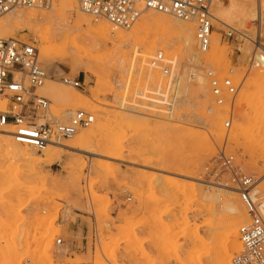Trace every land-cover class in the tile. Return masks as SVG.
<instances>
[{
  "label": "rangeland",
  "instance_id": "rangeland-1",
  "mask_svg": "<svg viewBox=\"0 0 264 264\" xmlns=\"http://www.w3.org/2000/svg\"><path fill=\"white\" fill-rule=\"evenodd\" d=\"M70 2L73 16L79 15ZM211 5L212 16L215 10L223 22L213 17L212 36H219L221 51L197 66L188 63L174 33L149 32L144 42L82 49L79 33L48 22L11 32L37 50L34 36L40 34L64 47L56 61L39 63L48 80L57 81L58 92L85 98L86 104L69 108L46 97L58 123L78 110L95 121L76 133L85 137L82 146L59 149L52 162L23 164L0 149V264H213L228 224L219 208L238 200L230 187L255 183L264 192V119L256 111L263 98L251 88L264 52V0ZM159 39V46L150 45ZM61 76L80 78L83 90L63 85ZM214 78L229 79L235 89L233 95L223 90L222 105L211 91ZM2 99L0 111L8 104ZM74 139L59 143L69 147ZM215 184L228 186L220 189L225 199L205 201ZM241 216L239 222L243 208ZM78 221L87 222V253L61 259L56 241L65 244ZM129 254L145 260H119Z\"/></svg>",
  "mask_w": 264,
  "mask_h": 264
},
{
  "label": "built area",
  "instance_id": "built-area-1",
  "mask_svg": "<svg viewBox=\"0 0 264 264\" xmlns=\"http://www.w3.org/2000/svg\"><path fill=\"white\" fill-rule=\"evenodd\" d=\"M53 1L0 0V17L15 9L48 11ZM72 1L80 13L94 21L104 20L111 26L128 28L145 11L171 16L181 22L193 24L200 53H207L210 49L213 33L210 8L213 0ZM226 36L229 38L232 33L228 32ZM158 65L161 70L166 71L163 61L158 62ZM259 65L264 70V52ZM208 74L214 75L210 72ZM47 79L48 75L39 63L38 50L34 45L17 38H0V97L8 102L7 109L0 111V127H12L14 142L37 152L61 140L72 138L80 129L88 128L95 121L92 113L78 110L67 122L58 123L50 111V100L36 93ZM60 82L76 90H83L84 83L80 78L61 76ZM210 86L212 93L218 96V105L223 104V90L228 95L235 93L229 79L219 81L214 78L210 81ZM230 124L229 113L224 126L229 128ZM252 186L234 188L244 210V217L238 226L240 250L232 258V264H264V195L254 193ZM56 244L60 246L62 240L58 239Z\"/></svg>",
  "mask_w": 264,
  "mask_h": 264
},
{
  "label": "bare ground",
  "instance_id": "bare-ground-1",
  "mask_svg": "<svg viewBox=\"0 0 264 264\" xmlns=\"http://www.w3.org/2000/svg\"><path fill=\"white\" fill-rule=\"evenodd\" d=\"M70 1L71 0H56V3L53 5V7H51V9L48 10V12H44V10L37 11L31 9L30 10L15 9L9 12L8 14H6L8 16L5 19H0V38L11 39L13 38L12 35L13 30H21L22 28H27L30 31H33L35 30V28L39 27L42 23L48 22L50 24L57 26L60 30H67L69 28H72L74 32L79 33L82 40L81 42L82 49H89L99 45L105 46L107 44L126 45L130 43L133 39L143 40L144 42V39L147 38V34H148V38H150L149 32H152V34L153 32H158L161 34L167 32V33H174L179 36L181 43L183 45L185 56L187 57V61L193 66H197L199 63L201 64L200 61H202L201 60L202 58L205 59L206 61L212 60L216 56V54L215 56L213 55V52L221 51L220 38L218 35H213L211 36V48H210L211 50L208 51L206 54L200 53L197 47L196 28L193 26H187L186 24L189 23L181 22L168 15L156 13V15L158 16H150L148 15V13H146L143 16L141 15L140 18L128 28L111 26L104 21H102L98 26H94L93 24L95 21L94 20L91 21L89 17H87L82 13L80 15V12L77 9L76 10L79 12V15L73 16L72 14L73 9L71 8ZM218 4H215V6ZM211 7L214 9V6L211 5ZM216 8L218 7L216 6L215 9ZM214 11L212 12L213 13L212 17H214L219 24H222L223 23L222 20L219 18V16L216 13H214ZM168 17L173 18L174 21L173 20L171 21ZM179 22L181 24H179ZM86 30H88V33H83ZM34 38L36 42H38L39 44L38 52H40V57H39L40 59L44 58V59H50L51 61L52 60L56 61V59H58L61 56L59 52H62L64 50V47L55 46L53 37H45L44 35L40 34V35H35ZM133 44L136 45L135 43ZM160 44H161V39H159L158 42L152 41L150 43L152 47L159 46ZM197 62L199 63L197 64ZM46 82L47 84L45 83L46 85H44L42 88L38 90L40 94H43L45 97L50 98L55 103L65 104L69 108L82 107L85 109L84 107L86 104L85 98L70 94L63 95L53 87V84H55V82L57 81L47 79ZM172 83H174L173 78H172ZM251 88L253 89V92L262 94L263 101L258 103V106L256 107V111L258 113V117L259 118L262 117L264 119V70L261 67L253 73ZM2 105L3 103H1L0 107ZM70 114L71 112H67L65 113V116L68 117L70 116ZM12 130L13 129L10 126L0 127V149L3 150V155L5 158L11 160L22 159L23 164L36 160H39L38 163L52 162L53 160L59 157V151H58L59 149H64V148L74 149L76 147L82 146L85 143V137L79 134H75L72 137V139L75 138L73 140L72 146L68 147L62 143H57L54 145L47 146L42 151L38 152V154H36L37 150L33 148H30L28 146H20L18 144L13 143V138L11 136ZM17 183L21 184L18 181ZM15 186H17V184ZM20 186L22 187L23 184ZM257 186L258 184L253 183L252 186L253 192L264 195V192H262L261 190H257ZM211 187H212L211 193L209 191H208L209 193L206 191L208 194H205L204 197L205 201L208 200L209 202L210 201L221 202L223 198L225 199L224 195L220 193V189H224L225 187H228L227 185L215 184L212 185ZM22 188H26V187H22ZM230 189H232L233 194L236 195L234 187H230ZM226 198L229 199V196H227ZM230 201L231 200H229V202ZM219 210L223 212L224 220H226L228 224L225 230L224 238L219 241L220 247L216 246L218 247L217 249L218 253L216 251L215 257L213 258L214 261L212 263L232 264L231 263L232 258L240 250V242L238 240L239 237L238 226L241 223V221L239 222V219L240 216L242 215V207L241 204L236 199V201H231V204L227 207L222 205V207L219 208ZM198 241H202V239L198 238ZM213 254L214 252L212 253V256ZM210 258L212 259V257H209V259ZM198 263L200 262L198 261Z\"/></svg>",
  "mask_w": 264,
  "mask_h": 264
},
{
  "label": "crops",
  "instance_id": "crops-1",
  "mask_svg": "<svg viewBox=\"0 0 264 264\" xmlns=\"http://www.w3.org/2000/svg\"><path fill=\"white\" fill-rule=\"evenodd\" d=\"M53 71H57L56 65H49ZM89 230L87 227V222L78 221L75 225L71 227L69 237L62 242L61 251L59 256L61 259L71 257L73 259V254L86 255L87 253V238ZM65 246V247H64ZM151 257L155 255L152 249L149 250ZM119 260H145L142 256H137L134 254L124 255L119 258Z\"/></svg>",
  "mask_w": 264,
  "mask_h": 264
}]
</instances>
